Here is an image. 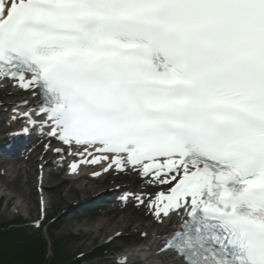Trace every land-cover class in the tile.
<instances>
[{
	"label": "snow or ice",
	"instance_id": "6c2138e0",
	"mask_svg": "<svg viewBox=\"0 0 264 264\" xmlns=\"http://www.w3.org/2000/svg\"><path fill=\"white\" fill-rule=\"evenodd\" d=\"M0 89L69 174L155 189L110 264H264V0H0Z\"/></svg>",
	"mask_w": 264,
	"mask_h": 264
},
{
	"label": "rangeland",
	"instance_id": "374dc122",
	"mask_svg": "<svg viewBox=\"0 0 264 264\" xmlns=\"http://www.w3.org/2000/svg\"><path fill=\"white\" fill-rule=\"evenodd\" d=\"M10 97V96H8ZM47 142V141H44ZM6 158V157H5ZM51 162L55 163L56 166L53 167H46V170L51 171L52 174L53 172H57L60 169V164H63V161H59L58 158H56L55 154L52 153L48 157ZM25 162V161H24ZM44 161L42 164L46 166L48 163ZM58 162V163H57ZM45 163V164H44ZM23 166L26 168L25 163H23ZM14 167V166H13ZM12 168L11 166L6 167H0V174L3 176L1 179L3 186L6 184L7 181H14L15 176L13 175L11 179L8 177H5V174H7L6 170H10ZM45 168V167H44ZM13 170V169H11ZM44 170V169H43ZM42 169L39 171L40 175V183L38 181V184L42 187L41 191V198L43 199L44 203L47 201H50L49 209L46 211L47 219L44 221L45 227L38 230H33L32 228L29 227V225L35 221V219H38L40 216V210H41V201H39V197L36 195L35 196V207L33 211H29L31 208V202L27 200V208L28 209H21L22 207H19V202L18 200H10L8 197V193L5 191H2L0 193L1 196H4L5 199L0 201V225L11 223L16 221V218H21L22 221H24L27 224V229L24 231L26 232L27 237L30 236L31 234L34 235H41V238L46 240L47 242V256H46V261L48 263L52 262V259L54 257L53 251H54V245L57 240L60 241V245L63 247V254L69 256L68 258H71L72 256H80L79 253L81 251L87 253L91 251L94 246H96L98 243H101L102 245L107 244L108 237H105L104 235H85L84 233H79L76 229L75 226L88 222V223H93L94 221H106L110 220L115 221L121 215L124 214L126 210H128L129 214L134 217L135 219H143L144 216H146V209L145 208H137L136 203H131V204H125L123 208V212L118 213L114 208H111L108 211H104L102 214H100V217H95V216H90V217H77V218H61L63 216V211L66 210V213H70L73 208H71V205H68L63 199V192H57L55 191V186L57 183V180L55 176H50V173L45 170V172ZM48 172V173H47ZM24 173L26 171L24 170ZM28 173H32V169H29L28 167ZM47 178H45V175H47ZM66 172L63 173L64 177ZM36 178V177H35ZM23 178L19 179L20 182H23ZM46 180V181H45ZM47 180L49 182H47ZM115 183L116 185L118 184H126L128 189H138L140 183L139 179H133L132 176L130 175H124V176H117L115 178ZM45 182V183H44ZM11 183V182H7ZM33 186H37V180H34ZM44 186H46L44 188ZM12 190V189H11ZM147 191H155V189L148 188ZM133 192V191H132ZM7 193V194H6ZM17 194V193H16ZM18 197V196H17ZM80 198V196L76 195V199ZM79 200V199H78ZM44 206V205H43ZM45 207V206H44ZM71 208V210H69ZM126 209V210H124ZM62 214V215H61ZM148 216V213H147ZM134 219V220H135ZM53 221V222H51ZM146 223H150V221L147 218ZM44 236H43V234ZM120 232V231H119ZM140 229H137V223H133L132 225L129 226L128 229L121 231V233H124V237L127 235L135 236L138 241H145V239H142L140 237ZM114 235V234H112ZM110 246L109 251L101 258L100 260H97L93 262L92 264H104L106 259H112L116 252L127 249L131 246L128 245V242L123 238V239H118L114 241ZM113 253V254H111Z\"/></svg>",
	"mask_w": 264,
	"mask_h": 264
},
{
	"label": "bare ground",
	"instance_id": "6f19581e",
	"mask_svg": "<svg viewBox=\"0 0 264 264\" xmlns=\"http://www.w3.org/2000/svg\"><path fill=\"white\" fill-rule=\"evenodd\" d=\"M10 96V97H8ZM26 94H7L4 90L0 89V99L3 100L4 104L3 107H0V130L5 128L10 124V117H11V109L10 105L19 102ZM59 146V145H57ZM4 152H0V161L1 163H5L4 161ZM51 154V152H44L41 156H31L30 154H26L24 157L18 158V155H14L12 157L13 162H18L20 159H23L25 161L26 168L22 165H17L10 170H6L7 174H5V177H8L9 179L12 178V176H15L14 181H7L11 183L4 184L1 181L3 176L0 174V188L7 192L9 195L10 200H18L19 207H22L21 209H28L27 208V200L31 202V209L29 211H33L35 207V196L37 195L39 197V201L42 200L41 198V191L42 187L40 186V178H39V171L41 169V164L48 158V156ZM28 167L29 169H32V173H28ZM67 168V163L66 167ZM13 169V170H11ZM24 170L26 173H24ZM64 170V169H62ZM59 170L58 172H55L52 174V176H55L57 183L55 186V191L57 192H63L62 199L68 204L73 205L77 201H82L81 198H89L91 196L97 195L100 192L105 191V189L100 190L98 186H96L98 183L108 180L111 176H118L120 173H104L103 176H94L92 175L93 170H99L95 166H89L88 169L80 174L79 176H73L67 173V175L63 176V171ZM68 170V168H67ZM39 174V175H38ZM124 175V174H123ZM132 176L133 179H139V187L134 192H139L141 190H147L145 189V186L143 184V181L139 176H137L135 173L129 174ZM51 176V175H50ZM23 182H20L19 179L23 178ZM36 177V178H35ZM34 180H37V186H33ZM38 181L40 184H38ZM46 181V180H45ZM47 182H49L47 180ZM45 183V182H44ZM96 184V185H95ZM46 186H44L45 188ZM116 188V187H112ZM12 189V190H11ZM17 193V194H16ZM76 195L80 196V198L76 199ZM18 196V197H17ZM102 198V197H100ZM99 199L100 202H102V199ZM79 199V200H78ZM128 203H136L134 199L129 200ZM41 205V203H40ZM48 205L50 204V201L48 202ZM142 208V207H141ZM49 208L47 207V210ZM148 217L150 218V223L145 224V220H147V213L146 216L143 217V219H135L132 217L128 210L124 212L121 217H119L115 221H94L93 223H80L75 226V229L79 233H84L85 235H104L105 237H109L112 234H115L117 232L124 231L129 228L130 225L133 223H137V229H140L141 231H147L149 232L150 236L149 239H146L145 243L143 245H147L150 242L154 241V237L151 235L153 233H156L158 229L161 227L160 225H157L152 217L148 214ZM135 219V220H134ZM110 259H106L104 264H110Z\"/></svg>",
	"mask_w": 264,
	"mask_h": 264
},
{
	"label": "trees",
	"instance_id": "16d2710c",
	"mask_svg": "<svg viewBox=\"0 0 264 264\" xmlns=\"http://www.w3.org/2000/svg\"><path fill=\"white\" fill-rule=\"evenodd\" d=\"M21 222L15 221L0 225V264H79L81 260L63 254V247L57 240L54 245V257L51 263L46 261L47 241L41 235L28 236L20 227ZM98 248V246H97ZM103 250V249H97ZM91 258L86 256L84 259Z\"/></svg>",
	"mask_w": 264,
	"mask_h": 264
}]
</instances>
